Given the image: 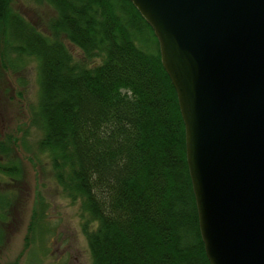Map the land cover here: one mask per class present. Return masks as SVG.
Instances as JSON below:
<instances>
[{"label": "trees", "instance_id": "obj_1", "mask_svg": "<svg viewBox=\"0 0 264 264\" xmlns=\"http://www.w3.org/2000/svg\"><path fill=\"white\" fill-rule=\"evenodd\" d=\"M30 1L53 11L45 31L0 0V64L16 73L36 62L35 148L78 205L90 264H209L176 93L149 25L127 0ZM15 142L9 132L0 137V174L18 180ZM37 200L32 241L43 217ZM11 207L0 193V245Z\"/></svg>", "mask_w": 264, "mask_h": 264}, {"label": "water", "instance_id": "obj_2", "mask_svg": "<svg viewBox=\"0 0 264 264\" xmlns=\"http://www.w3.org/2000/svg\"><path fill=\"white\" fill-rule=\"evenodd\" d=\"M175 90L209 264H264V0H127Z\"/></svg>", "mask_w": 264, "mask_h": 264}, {"label": "rangeland", "instance_id": "obj_3", "mask_svg": "<svg viewBox=\"0 0 264 264\" xmlns=\"http://www.w3.org/2000/svg\"><path fill=\"white\" fill-rule=\"evenodd\" d=\"M11 5L41 31H45L46 20L53 15L48 6L30 0H11ZM66 46L74 57L78 56L76 47L68 42ZM36 97L35 60L26 59L24 67L16 73L0 64V137L7 132L16 137L12 154L20 168L18 180L0 174V193L12 198V207L1 226L0 264H53L59 240L75 245L90 264L79 228L78 205L60 192L46 154L35 148L40 135L29 123V109ZM37 196L42 197L43 217L32 241L29 224L32 213L39 210Z\"/></svg>", "mask_w": 264, "mask_h": 264}, {"label": "flooded vegetation", "instance_id": "obj_4", "mask_svg": "<svg viewBox=\"0 0 264 264\" xmlns=\"http://www.w3.org/2000/svg\"><path fill=\"white\" fill-rule=\"evenodd\" d=\"M59 243V244H58ZM56 245L55 262L53 264H87L83 252L77 250L75 245L61 243L59 240Z\"/></svg>", "mask_w": 264, "mask_h": 264}]
</instances>
